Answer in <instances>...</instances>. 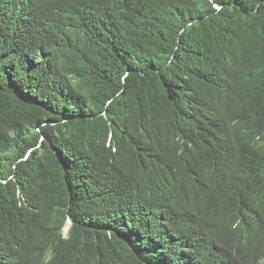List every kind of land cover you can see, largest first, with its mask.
<instances>
[{
  "label": "trees",
  "instance_id": "obj_1",
  "mask_svg": "<svg viewBox=\"0 0 264 264\" xmlns=\"http://www.w3.org/2000/svg\"><path fill=\"white\" fill-rule=\"evenodd\" d=\"M0 264H264V0H0Z\"/></svg>",
  "mask_w": 264,
  "mask_h": 264
},
{
  "label": "bare ground",
  "instance_id": "obj_2",
  "mask_svg": "<svg viewBox=\"0 0 264 264\" xmlns=\"http://www.w3.org/2000/svg\"><path fill=\"white\" fill-rule=\"evenodd\" d=\"M70 223H71V221H70ZM69 227H70V224L68 223L67 226H66L65 229H64V232H65V233L68 231ZM261 262H262V261H261Z\"/></svg>",
  "mask_w": 264,
  "mask_h": 264
},
{
  "label": "rangeland",
  "instance_id": "obj_3",
  "mask_svg": "<svg viewBox=\"0 0 264 264\" xmlns=\"http://www.w3.org/2000/svg\"><path fill=\"white\" fill-rule=\"evenodd\" d=\"M67 232H68V231H67ZM67 232H66V233L64 232V235H65V236H66Z\"/></svg>",
  "mask_w": 264,
  "mask_h": 264
},
{
  "label": "water",
  "instance_id": "obj_4",
  "mask_svg": "<svg viewBox=\"0 0 264 264\" xmlns=\"http://www.w3.org/2000/svg\"><path fill=\"white\" fill-rule=\"evenodd\" d=\"M69 224H71V223L69 222Z\"/></svg>",
  "mask_w": 264,
  "mask_h": 264
}]
</instances>
